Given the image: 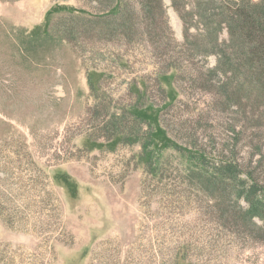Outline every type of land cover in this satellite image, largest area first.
<instances>
[{
	"label": "rangeland",
	"instance_id": "obj_1",
	"mask_svg": "<svg viewBox=\"0 0 264 264\" xmlns=\"http://www.w3.org/2000/svg\"><path fill=\"white\" fill-rule=\"evenodd\" d=\"M139 1L122 0L131 7L129 17L108 26L96 18L108 0H0V246L37 251L39 264H264V244L221 219L217 202L173 204L174 198L146 195L139 146L92 149V140L106 143V113L135 101L132 79L146 77L151 99L163 98L151 65L154 46L146 42L160 38L148 36L152 29L185 42L171 0L158 3L155 20ZM56 7L86 14L68 19ZM58 30L65 34L55 36ZM219 39H229L226 26ZM204 63L213 67L216 59ZM93 68L107 71L97 78L96 98L88 83ZM183 91L180 115L190 122L173 126L174 137L180 143L209 139L211 148L227 153V132L246 123L236 100L214 101L190 83ZM253 136L262 151L242 140L239 163L264 191V127Z\"/></svg>",
	"mask_w": 264,
	"mask_h": 264
},
{
	"label": "trees",
	"instance_id": "obj_2",
	"mask_svg": "<svg viewBox=\"0 0 264 264\" xmlns=\"http://www.w3.org/2000/svg\"><path fill=\"white\" fill-rule=\"evenodd\" d=\"M160 2L141 0L138 4L146 17L155 20L153 14L162 11L158 8ZM171 2L184 23L185 42L178 43L172 37L166 39L161 35L164 32L158 33L157 29H152V35L148 31V36L160 38L155 42L146 41L154 46L155 62L151 65L163 98L159 103L151 99L146 77L132 79L128 90L135 101L124 105L121 111L106 113L109 134L104 136L106 143L92 140V149L114 151L123 144L139 146L136 162L144 170L146 195L162 194L163 198H174L173 204L217 202L221 219L234 222L235 228L240 229L237 232L246 234L248 241L264 244V191L239 163L242 140L247 138L248 146L260 152L263 147L255 144L253 135L264 127V0H190L193 5L190 4L188 11L184 0ZM104 10L96 17L99 24L116 26L124 15L129 17L131 7L126 2L123 5L122 0H108ZM55 11L65 13L68 19H79L86 14L71 7H56ZM52 18L51 11L46 27L51 25ZM114 20L115 23H110ZM154 26L155 22L151 24ZM223 26L228 28L227 41L219 39ZM194 30L196 34L192 33ZM45 32L51 34L47 28ZM54 33L55 36L65 34L59 30ZM202 46L212 49L202 55L191 51ZM211 56L216 59L213 67L204 63ZM106 73V69L89 70L88 83L95 98L101 90L97 78L102 80ZM168 77L172 79L171 87L165 82ZM186 83L214 95V101L227 95L229 100H236L234 107L240 108L246 123L227 132L230 139L227 153L211 148L209 139L190 137V141L180 143L174 137L173 126L178 128L180 123L188 128L190 122L180 115ZM250 105L254 107L251 112L246 109ZM206 108L198 113L206 112ZM247 124L254 126L248 128ZM180 254L176 252L173 258L177 260ZM26 256L35 259L25 261ZM38 259L37 251L26 253L10 245L0 246V264H39Z\"/></svg>",
	"mask_w": 264,
	"mask_h": 264
}]
</instances>
